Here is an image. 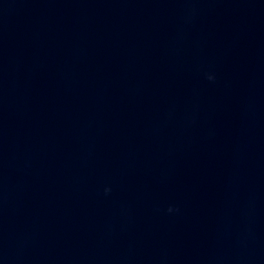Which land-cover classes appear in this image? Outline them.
I'll return each mask as SVG.
<instances>
[{"label": "water", "instance_id": "water-1", "mask_svg": "<svg viewBox=\"0 0 264 264\" xmlns=\"http://www.w3.org/2000/svg\"><path fill=\"white\" fill-rule=\"evenodd\" d=\"M0 264H264V0H0Z\"/></svg>", "mask_w": 264, "mask_h": 264}]
</instances>
